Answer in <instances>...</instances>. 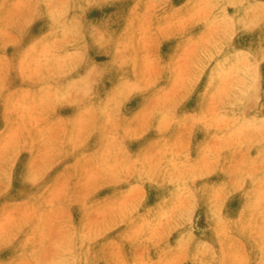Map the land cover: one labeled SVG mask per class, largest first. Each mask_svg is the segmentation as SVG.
<instances>
[{
    "label": "clouds",
    "instance_id": "obj_1",
    "mask_svg": "<svg viewBox=\"0 0 264 264\" xmlns=\"http://www.w3.org/2000/svg\"><path fill=\"white\" fill-rule=\"evenodd\" d=\"M0 264H264V0H0Z\"/></svg>",
    "mask_w": 264,
    "mask_h": 264
}]
</instances>
